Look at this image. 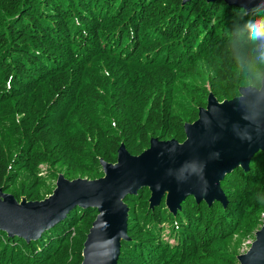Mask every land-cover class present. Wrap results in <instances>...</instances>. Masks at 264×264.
Instances as JSON below:
<instances>
[{"label":"trees","instance_id":"trees-1","mask_svg":"<svg viewBox=\"0 0 264 264\" xmlns=\"http://www.w3.org/2000/svg\"><path fill=\"white\" fill-rule=\"evenodd\" d=\"M261 14L224 0H0V188L41 199L57 162L68 179H93L120 143L139 154L153 136L183 140L209 91L222 101L247 84L232 48L250 43L245 21ZM39 140L57 145L46 177ZM221 187L225 206L188 196L176 214L164 200L150 209L146 187L127 195L116 264H238L233 237L262 224L264 152ZM96 213L74 207L28 242L0 230V264H80Z\"/></svg>","mask_w":264,"mask_h":264},{"label":"water","instance_id":"water-1","mask_svg":"<svg viewBox=\"0 0 264 264\" xmlns=\"http://www.w3.org/2000/svg\"><path fill=\"white\" fill-rule=\"evenodd\" d=\"M224 1L238 7L242 2ZM254 5L264 9V0H254ZM254 5L245 3L244 8L249 11ZM254 100L247 95L240 98L238 93L219 101L209 92L197 118L184 123L182 141L151 137L139 154L130 153L120 143L115 162L99 159L102 176L68 179L59 174L52 193L41 200L24 196L17 200L0 188V230L28 242L74 207H92L97 213L83 242L80 264H116L121 242L129 239L127 195L146 187L149 208L164 200L173 214L188 196L208 205L215 201L227 204L221 187L224 177L237 167L248 170L251 158L264 152V100ZM93 250L99 257L92 258ZM237 260L239 264H264V217L250 247Z\"/></svg>","mask_w":264,"mask_h":264},{"label":"clouds","instance_id":"clouds-1","mask_svg":"<svg viewBox=\"0 0 264 264\" xmlns=\"http://www.w3.org/2000/svg\"><path fill=\"white\" fill-rule=\"evenodd\" d=\"M245 3L254 5V0H242L239 7L246 12ZM254 10L262 14L245 21L244 27L250 43L232 48V55L247 81L239 97L252 96L258 103L264 100V9H257L254 5Z\"/></svg>","mask_w":264,"mask_h":264},{"label":"rangeland","instance_id":"rangeland-1","mask_svg":"<svg viewBox=\"0 0 264 264\" xmlns=\"http://www.w3.org/2000/svg\"><path fill=\"white\" fill-rule=\"evenodd\" d=\"M210 92V91H209ZM208 96V95H207ZM206 100H207V98H206ZM35 101H39V102H44L45 100L43 99V100H39V97H38V95L37 96H35V98L33 99V102H35ZM6 110H7V108H3V112H6ZM52 119H55V120H57L58 121V124H59V126L61 127V122H60V115H59V113H53L52 114ZM188 122H190V121H188ZM47 123V122H46ZM59 127V128H60ZM61 130L63 131V127H61ZM153 137H155V136H153ZM170 139H175V138H170ZM178 140V139H177ZM180 141V140H179ZM182 141V140H181ZM39 142L41 143V147H40V149H38L37 150V156H36V159L39 161V163L37 164V173H36V175H37V177H46V176H48V174L50 173V169H49V162H47V161H44V160H42V158H43V154L45 153V151H47V153L49 154V156L51 157L50 158V161H53V155H52V150H55L56 148H57V145H53L52 143H47L45 140H39ZM149 146V145H148ZM146 149V148H145ZM55 167V169H57V168H59L60 170H61V174H63L64 175V177H66L65 176V170H66V166L65 165H62V163H56V165L54 166ZM60 174V173H59ZM79 176H76V177H74V178H72V179H75V178H78ZM80 178H86V177H80ZM57 179V178H56ZM56 179L55 180H47V182L48 183H53L54 184V186H51L50 188L52 189V191H53V189L55 188V182H56ZM52 191H51V193H52ZM5 192V191H4ZM7 193H11V192H7ZM51 193H49V194H47V195H45L43 198H45V197H47L48 195H50ZM12 194V193H11ZM25 197V195H22V197ZM16 198V197H15ZM21 198V197H20ZM20 198L19 199H17V200H20ZM43 198H41V199H43ZM149 198V197H148ZM41 199H37V200H41ZM262 216V215H261ZM262 219L263 218H261L260 220L262 221ZM63 220V219H62ZM261 226V225H260ZM257 229H259V228H255V229H253L252 230V233L251 234H249L248 236H246V237H241V238H238L237 236H234L233 237V241H232V243L230 244V248H232L233 249V252L234 253H237V255H239V254H241V253H243V252H245L249 247H250V244H251V242L254 240V233H255V231L257 230ZM253 236V237H252ZM238 239H240V240H238ZM238 264H239V262H238Z\"/></svg>","mask_w":264,"mask_h":264},{"label":"bare ground","instance_id":"bare-ground-1","mask_svg":"<svg viewBox=\"0 0 264 264\" xmlns=\"http://www.w3.org/2000/svg\"><path fill=\"white\" fill-rule=\"evenodd\" d=\"M104 222V221H103ZM103 224V223H102ZM101 226V225H100ZM95 242V241H94ZM93 253H92V258H95L96 256H98L97 255V253H96V251H95V254H94V250L92 251ZM99 257V256H98ZM98 259V258H97ZM101 260V259H100ZM103 261V260H102ZM93 262H95L94 260H93ZM93 264V263H92Z\"/></svg>","mask_w":264,"mask_h":264}]
</instances>
